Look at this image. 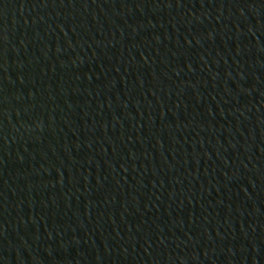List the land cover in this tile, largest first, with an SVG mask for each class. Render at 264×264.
I'll list each match as a JSON object with an SVG mask.
<instances>
[{
  "label": "water",
  "instance_id": "95a60500",
  "mask_svg": "<svg viewBox=\"0 0 264 264\" xmlns=\"http://www.w3.org/2000/svg\"><path fill=\"white\" fill-rule=\"evenodd\" d=\"M0 264H264V0H0Z\"/></svg>",
  "mask_w": 264,
  "mask_h": 264
}]
</instances>
